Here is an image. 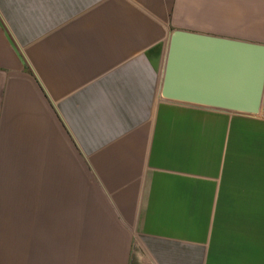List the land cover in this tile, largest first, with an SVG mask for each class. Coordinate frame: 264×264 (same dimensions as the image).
<instances>
[{
  "label": "crops",
  "instance_id": "crops-1",
  "mask_svg": "<svg viewBox=\"0 0 264 264\" xmlns=\"http://www.w3.org/2000/svg\"><path fill=\"white\" fill-rule=\"evenodd\" d=\"M201 2L0 0V264H264V93L160 95Z\"/></svg>",
  "mask_w": 264,
  "mask_h": 264
},
{
  "label": "water",
  "instance_id": "water-1",
  "mask_svg": "<svg viewBox=\"0 0 264 264\" xmlns=\"http://www.w3.org/2000/svg\"><path fill=\"white\" fill-rule=\"evenodd\" d=\"M264 93V43L171 31L160 95L167 100L258 114Z\"/></svg>",
  "mask_w": 264,
  "mask_h": 264
},
{
  "label": "rangeland",
  "instance_id": "rangeland-1",
  "mask_svg": "<svg viewBox=\"0 0 264 264\" xmlns=\"http://www.w3.org/2000/svg\"><path fill=\"white\" fill-rule=\"evenodd\" d=\"M201 5L219 23L215 28L208 27L209 30L221 36L264 43V0H202Z\"/></svg>",
  "mask_w": 264,
  "mask_h": 264
}]
</instances>
